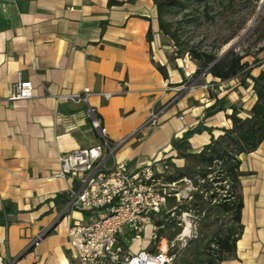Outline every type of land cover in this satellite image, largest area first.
Wrapping results in <instances>:
<instances>
[{"label": "crops", "instance_id": "0c3cea01", "mask_svg": "<svg viewBox=\"0 0 264 264\" xmlns=\"http://www.w3.org/2000/svg\"><path fill=\"white\" fill-rule=\"evenodd\" d=\"M115 1L121 5L0 0V208L8 204L17 211L0 226V264H76L67 231L89 224L95 214L69 208L79 184L57 176L58 157L100 143L88 107L102 120L107 139L119 145L108 165L123 161L134 170L155 161L159 167L166 159L184 167L173 141L200 123L217 138L231 126L230 107L242 106L239 117L246 118L255 103L250 80L242 87L237 79L221 82L206 75L197 83L190 76L194 64L189 71L188 61L173 60L152 0ZM260 72L264 63L251 75ZM18 76L31 82L32 99L8 100ZM83 89L92 93L87 104L67 99ZM105 93L111 95L107 100L100 96ZM222 97L226 111L204 118L205 109ZM152 116L156 126L146 127ZM210 139L207 132L194 135L190 151L198 153ZM240 171L243 229L235 257L223 264H264V141L240 157ZM150 223L142 225L138 239L122 229L118 242L125 253L138 248L156 253L159 245L168 246L165 239L151 240Z\"/></svg>", "mask_w": 264, "mask_h": 264}, {"label": "trees", "instance_id": "16d2710c", "mask_svg": "<svg viewBox=\"0 0 264 264\" xmlns=\"http://www.w3.org/2000/svg\"><path fill=\"white\" fill-rule=\"evenodd\" d=\"M152 2L157 12L158 30L172 43L173 60L185 57L192 60L196 66L194 77L206 72L204 76L210 75L221 82L237 79L242 87L248 85L247 80L252 82L256 100L247 112L248 117H239V114L244 112L242 108L230 107L231 114L226 118L230 120L231 126L222 129V134L217 138L211 135L213 130L202 123L188 129L180 139L171 144L172 150L176 152V158L183 159L185 166L178 168L170 159L162 160L159 162L161 173L156 175L161 188L165 190L170 185L184 180L192 183L197 192L192 194L191 209L196 214L198 223L195 236L187 240L183 248H180L178 241L170 243V239L179 235L182 230V222L170 218L174 216L177 208H181V203H177L176 198L166 190L168 195L165 197V205L158 214L151 215L153 225L157 229L154 243H159L162 239L168 242V255L173 256L172 264H223L224 261L235 257L236 243L243 229L240 178L244 173L240 171V157L256 151L264 141V72L252 77V69L242 62L248 53L240 55L232 50L211 66L218 58L219 50L202 51L185 46L179 39L177 29L165 18L171 10L177 7L185 8L186 5L180 0ZM120 5V2L108 0L109 7ZM206 17L209 20L213 19L207 13ZM158 70L165 77L163 68L158 67ZM225 103L224 97L215 98L213 104L205 109L204 118L225 112L227 109ZM203 132L211 136L210 142L198 153H192L189 139ZM16 212L11 205H2L0 226L7 224L8 216ZM171 229L174 230L173 234L167 235V230Z\"/></svg>", "mask_w": 264, "mask_h": 264}, {"label": "built area", "instance_id": "2783aa9c", "mask_svg": "<svg viewBox=\"0 0 264 264\" xmlns=\"http://www.w3.org/2000/svg\"><path fill=\"white\" fill-rule=\"evenodd\" d=\"M184 59L187 61V57ZM91 95L88 89H83L67 99L87 104ZM33 96L31 82L23 81L18 76L8 100L27 101ZM100 96L107 100L111 95L105 93ZM87 118L100 143L58 157L57 176L77 180L79 184L78 191L71 192L69 208L95 214L89 224H75L67 231L68 246L76 264H172L173 256L168 255V246L159 245L156 253L139 248L125 253L118 242V235L125 227L131 229L135 239H138L143 231L142 225L151 224V215L158 214L165 205L168 194L156 179L161 167L156 165V161L134 170H130L123 161L114 160L108 165V160L113 158L119 145L107 139L102 120L90 107L87 109ZM155 126L152 116L146 127ZM156 230L153 225V242L157 238ZM186 237L189 235L181 234L177 238L180 248L185 246Z\"/></svg>", "mask_w": 264, "mask_h": 264}, {"label": "rangeland", "instance_id": "374dc122", "mask_svg": "<svg viewBox=\"0 0 264 264\" xmlns=\"http://www.w3.org/2000/svg\"><path fill=\"white\" fill-rule=\"evenodd\" d=\"M180 1L186 5L185 8L177 7L165 17L177 29L180 41L185 46L195 50L211 52L219 50L218 54L228 45L235 43L244 34L261 7V0L259 2H254L253 0ZM206 13L213 19L209 20L206 17ZM229 39L231 40L226 45H223ZM263 46L264 5L252 28L232 51L240 55L248 53V56L242 62L253 69L264 63ZM187 61L189 62H187L189 65L187 66L188 70L192 71L193 68L190 63H194L188 57ZM192 73L190 76L194 77L195 71ZM203 77V73L195 77L197 78V83L201 82ZM215 91L219 90L215 88ZM247 102L250 103V97ZM235 107L237 109L242 108V106L237 105ZM166 190L176 198L177 203H181V208H177L174 216L172 215L170 218L180 220L182 222V230L179 235L170 239V243L177 242V238L182 234L187 224L189 225V233L187 234L189 237H186V241L192 239L196 234L198 218L191 209V202L192 194L197 192V189L193 187L191 182L184 180L170 185ZM173 232L174 230L172 229L167 230V235H171Z\"/></svg>", "mask_w": 264, "mask_h": 264}, {"label": "water", "instance_id": "95a60500", "mask_svg": "<svg viewBox=\"0 0 264 264\" xmlns=\"http://www.w3.org/2000/svg\"><path fill=\"white\" fill-rule=\"evenodd\" d=\"M264 5V0H261V7L256 15V17L254 18V20L252 21V23L249 25V27L246 29V31L244 32V34L232 45H228L227 47H225L219 54L218 58L216 59V61L211 65L213 66L215 63H217L224 55H226L229 51H231L238 43L239 41L249 32V30L252 28V26L254 25V23L256 22V20L258 19V16L262 10V7ZM206 74V72L203 73V76ZM46 233H44L42 235V237L45 235ZM37 242L35 241L33 245H35Z\"/></svg>", "mask_w": 264, "mask_h": 264}, {"label": "bare ground", "instance_id": "6f19581e", "mask_svg": "<svg viewBox=\"0 0 264 264\" xmlns=\"http://www.w3.org/2000/svg\"><path fill=\"white\" fill-rule=\"evenodd\" d=\"M189 233V225L187 224L186 228L182 232V235H187Z\"/></svg>", "mask_w": 264, "mask_h": 264}]
</instances>
